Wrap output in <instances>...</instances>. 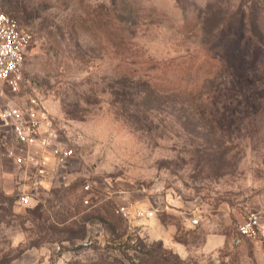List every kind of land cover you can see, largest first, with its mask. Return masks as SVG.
I'll return each mask as SVG.
<instances>
[{
	"label": "rangeland",
	"instance_id": "374dc122",
	"mask_svg": "<svg viewBox=\"0 0 264 264\" xmlns=\"http://www.w3.org/2000/svg\"><path fill=\"white\" fill-rule=\"evenodd\" d=\"M0 10L33 33L23 90L0 83V108L37 97L75 147L69 183L33 204L30 189L0 190V264H264L237 231L243 211H264V0H0ZM160 195L195 205L164 219L183 253L148 236L146 217L116 211ZM213 220L231 234L215 248Z\"/></svg>",
	"mask_w": 264,
	"mask_h": 264
},
{
	"label": "built area",
	"instance_id": "2783aa9c",
	"mask_svg": "<svg viewBox=\"0 0 264 264\" xmlns=\"http://www.w3.org/2000/svg\"><path fill=\"white\" fill-rule=\"evenodd\" d=\"M32 40L33 33L28 27L21 25L13 15L0 10V83L8 85L14 92L23 90V67ZM9 135L22 145L41 143L52 150L61 166L67 165L75 155L73 145L59 141L55 118L35 96H30L25 102L0 108V139H6ZM7 155L18 163L32 161L38 164L34 157L24 158L13 149H8ZM84 188L89 189L90 184L86 183ZM116 211L133 221L144 217L151 218L157 213V209L146 207L135 200L119 204ZM237 231L243 239L260 243L264 248V211H243Z\"/></svg>",
	"mask_w": 264,
	"mask_h": 264
},
{
	"label": "crops",
	"instance_id": "0c3cea01",
	"mask_svg": "<svg viewBox=\"0 0 264 264\" xmlns=\"http://www.w3.org/2000/svg\"><path fill=\"white\" fill-rule=\"evenodd\" d=\"M55 123L57 127L60 124L56 120ZM64 126L68 131L69 126L66 124ZM61 128L58 127L59 137L62 135ZM8 149H13L17 155L24 158L34 157L38 161V164L32 161L18 163L7 155ZM72 176L74 175L71 172V161L67 165L61 166L57 162L52 150L44 147L41 143L22 145L14 141L10 135L6 139H0V190L9 193L14 191L24 193L30 189V193L32 194H30L29 198L30 203L33 204L39 200L40 193L59 185L60 182L64 184L69 183ZM159 197L157 201L152 203V208L157 209L156 215H158H155L156 217L154 216V218H147L153 227L148 228L145 232L148 236L160 239L169 247L183 253L187 251L188 247L185 241L177 236V223L174 220L169 222L164 219L166 216L168 218H177L175 215L182 214L183 216L184 213L189 216L191 215V209L195 205L193 202L182 200L179 195L172 198L167 195H160ZM178 218L181 219L180 216ZM213 225L216 230H213L208 237L211 248L225 244L231 236L230 233L222 231V227L218 226L217 221L213 220ZM256 245L261 250H264L260 243H256Z\"/></svg>",
	"mask_w": 264,
	"mask_h": 264
},
{
	"label": "trees",
	"instance_id": "16d2710c",
	"mask_svg": "<svg viewBox=\"0 0 264 264\" xmlns=\"http://www.w3.org/2000/svg\"><path fill=\"white\" fill-rule=\"evenodd\" d=\"M150 62V61H149Z\"/></svg>",
	"mask_w": 264,
	"mask_h": 264
}]
</instances>
